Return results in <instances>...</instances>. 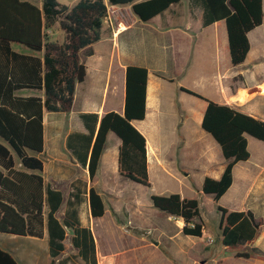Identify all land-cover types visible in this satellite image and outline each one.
Masks as SVG:
<instances>
[{
    "label": "trees",
    "instance_id": "1",
    "mask_svg": "<svg viewBox=\"0 0 264 264\" xmlns=\"http://www.w3.org/2000/svg\"><path fill=\"white\" fill-rule=\"evenodd\" d=\"M180 1L79 0L70 7L58 0H43L41 6L28 0H0V137L4 140L0 141V165L4 168L0 170V232L37 237L46 233L53 259L66 250L65 241L71 232L72 244L86 264H98L95 238L90 227L81 222L79 205L83 193H88L91 215L102 217L106 212L102 194L94 185L89 190L85 185V191L75 188L64 214L59 216L65 201L64 191L45 180L44 162L31 152L44 150V112L72 111L76 85L87 76L81 52L102 39L108 4H131L133 12L147 22ZM191 1L203 6L204 25L225 21L231 63L241 65L251 49L249 31L263 23V0ZM57 22L64 33L63 41L51 39L49 33ZM11 43L42 52V58L15 52ZM147 80V68L127 66L124 113L80 114L88 134L71 136L69 145L81 165L88 168L91 182L96 180L108 134L114 132L121 140L119 174L151 187L147 140L132 123L145 118ZM23 87L42 90L43 96L15 94ZM181 89L207 102L201 127L221 146L226 159L221 177L206 176L201 188L203 193L212 195L221 213L219 242L227 249L236 250L239 257L260 258L264 254L252 244L264 228V217L256 216L251 209L229 210L219 204V199L233 183L235 164L250 157L247 134L264 142V121L189 88ZM15 154L21 169L16 168ZM150 198L166 215L182 219L184 235L203 236L206 225L198 198L180 193H151ZM0 264L20 263L0 246Z\"/></svg>",
    "mask_w": 264,
    "mask_h": 264
},
{
    "label": "crops",
    "instance_id": "2",
    "mask_svg": "<svg viewBox=\"0 0 264 264\" xmlns=\"http://www.w3.org/2000/svg\"><path fill=\"white\" fill-rule=\"evenodd\" d=\"M28 1L41 6L43 0ZM78 1L79 0H72L70 3H66V5L72 7ZM105 1L107 2V0ZM108 10L110 13L111 10H113L114 13L117 12L114 14V19L112 18L113 32L111 34H104L100 41L82 50L81 57L82 61L87 66V76L83 82L77 83L76 85L72 111L69 113L44 112V150L39 154L45 155L46 158L48 157L51 172L47 170V161L43 159L41 155L37 156L44 162L42 175L47 182H50L53 186L59 187L64 191V189L61 186H57L56 183L67 180L74 171H78L82 168L83 179L86 182H83L82 179H78L81 180L79 181L80 184L76 182L72 189L74 191L75 188L80 187L81 190L85 191V185H87L88 190L91 185L96 187L98 179L104 180L107 187H113L114 181L110 178L112 176L111 173H116L121 176L118 170L119 145L121 140L114 132H109L108 134L107 147L101 156L96 177L97 181L95 180L94 182L90 180L88 168L83 167L73 153V149L69 145V138L75 135L88 134V130L80 118L81 113L95 112L100 116L108 111H116L121 114L124 113L126 70L129 65L142 66L148 69L146 115L144 119H136L133 120L132 123L143 133L147 140L149 176L152 175V172L158 170H171L172 165L176 164L177 161L185 160V158L188 157L187 155L189 154L186 153V150H188L187 147L184 149L180 148L182 153L176 148V144L180 145L182 143L180 135H178V131H176L175 127V121L180 114L177 98L179 91H186L181 89V87L184 86L179 83L177 85L181 69L179 68V63H174L171 60L173 57L171 49L175 50L176 57L180 54L183 56L186 54L187 56L190 51L201 54L206 53V58L212 56L214 68L211 73H214V75L211 80H213L215 85V99L207 98L221 104H228L241 112L264 121V36L256 32L263 23L248 33L251 49L245 61L239 66H233L231 63L225 21L204 25V8L201 4L193 3L191 0H181L179 3L171 5L167 10L154 16L147 22L142 21L133 12L131 4H108ZM141 23H156V29L152 35L157 37L158 40L161 38L162 45L165 47L167 53H164L165 51L163 52L161 49H157L153 57L155 58L167 54L170 58L169 62L157 63L145 59L138 60L122 54L121 46L124 34L132 30L135 25ZM52 32L53 29L49 30V33ZM11 44L15 52L42 58V52L34 51L24 44ZM89 50H92V53H89ZM159 50L162 52L161 55L159 54ZM10 58H12V56H10ZM10 66H12V62ZM176 67H178L179 71H175ZM89 79H92V81H90L87 86L81 85L82 88L79 90V84L86 83ZM15 94L18 96H43V91L30 87H23L17 89ZM206 105L207 102L205 101L202 109L203 112L197 117L198 123L200 124L203 120ZM191 116L192 113L186 114L184 120L191 121ZM67 118V131L62 135L61 132L65 129V120ZM205 132L201 133V136L205 138L206 146L202 148L200 159L201 167L204 171V179L206 176L218 179L225 169L226 159L223 155L221 146L209 133L208 134L213 140L207 136ZM169 133L173 135V139L175 140L171 143L167 141L170 137L168 135ZM115 136L116 138L112 139V137ZM181 138L183 140L187 139L185 136ZM111 139L115 145L113 152L111 151L112 157L109 159L108 166L102 170L108 149H111ZM247 140L250 157L247 160H242L235 164L233 168V183L219 199V202L226 195H229L236 198L242 206L244 205V207L237 208L236 210L242 211L251 209L256 216L264 217V142L249 134H247ZM0 141L4 140L0 137ZM252 146L261 152L255 153ZM0 170H4L1 165ZM100 193L102 194V191H100ZM84 199L86 200L91 218L90 224L83 220L81 213L79 216L83 226L90 227L92 230L96 248H98L96 229L92 227V221L95 218L90 212L88 193H83V200ZM67 200L65 195V201L61 209L66 206ZM233 202H235V200H233ZM170 217L173 218L174 216ZM22 237L38 239L45 243L46 248L48 246L49 257L46 261L47 264L48 260L51 258L47 234L45 233L43 237L30 235ZM0 246L14 254L9 248L1 244ZM252 246L258 248L260 252L264 254V228ZM255 259L260 264H264V259Z\"/></svg>",
    "mask_w": 264,
    "mask_h": 264
},
{
    "label": "rangeland",
    "instance_id": "3",
    "mask_svg": "<svg viewBox=\"0 0 264 264\" xmlns=\"http://www.w3.org/2000/svg\"><path fill=\"white\" fill-rule=\"evenodd\" d=\"M58 1L68 4L72 0ZM116 13L111 10V13L107 16L103 35L113 32L112 18ZM155 29L156 23L135 25L122 38V54L138 60L145 59L157 63L169 62L168 55H161L160 50L159 54L161 56L153 57L157 49L167 53L162 45L161 38L158 40L157 37L152 35ZM256 32L264 36V21ZM51 39L64 40V33L60 29L59 22L53 28ZM171 51L173 56L171 60L174 63H179L181 69L177 85L179 83L204 97L215 99V85L211 80L214 75V73H211L214 68L213 57L208 56L209 58H206V53L201 54L192 51L187 56L186 54L185 56L180 54L176 57L175 50L171 49ZM177 70L178 67L175 71ZM90 81L92 79L79 84L78 89L82 88L81 85L87 86ZM204 102L205 100L202 98L179 91L177 103L180 107V114L175 121V127L182 143L180 145L176 144V148L182 153L181 149L187 147L186 153L189 155L185 160L177 161L176 164L172 165L171 170L152 172L150 176L151 187L121 177L116 173H111L112 176L110 177L114 181L113 187H107L104 180L98 179L96 187L99 191H102L106 203L105 215L92 221V227L96 229L98 240V248H96L98 264H260L255 258L239 257L236 255V250L227 249L221 245L219 242L221 213L218 211L212 195L205 194L201 190L204 171L200 159L202 148L206 144L205 138L201 136V133L205 131L198 123L197 117L203 112ZM188 113H192L191 121L184 120L185 115ZM67 126L68 118L65 120V129L61 132L62 135L67 131ZM205 134L212 138L208 133L205 132ZM168 135L170 137L167 141L171 143L174 140L173 135L171 133ZM184 136L187 138L186 140L181 138ZM113 138H116V136ZM112 139L111 149H108L102 170L108 166L109 159L112 157L115 146ZM252 149L255 153L261 152L255 149L254 146H252ZM31 153L41 155L47 161V170L51 172L48 157L46 158L45 155L36 152ZM15 158L16 168H23L16 154ZM78 179L86 182L83 179L82 168L74 171L67 180L56 183L57 186L64 189L66 199L73 192L72 187L75 183L80 184L79 181L81 180ZM151 193H180L184 197L198 198L206 225L203 236L196 238L184 235L181 232V227L184 224L182 219L172 218L155 207L150 198ZM219 204L234 210L244 207L236 198L229 195H226ZM65 207L59 212V216H62ZM80 213L83 220L90 224L91 218L85 199L79 206ZM72 236V233L69 232L65 241L66 250L57 258L53 259L51 257L47 264H63L62 262H66V264H86L78 248L72 244ZM0 244L9 248L20 264H46L49 257L48 246L46 248L45 243L38 239L0 232ZM260 258L264 259V256Z\"/></svg>",
    "mask_w": 264,
    "mask_h": 264
},
{
    "label": "built area",
    "instance_id": "4",
    "mask_svg": "<svg viewBox=\"0 0 264 264\" xmlns=\"http://www.w3.org/2000/svg\"><path fill=\"white\" fill-rule=\"evenodd\" d=\"M109 13H110V12H109V10H108V15H109Z\"/></svg>",
    "mask_w": 264,
    "mask_h": 264
}]
</instances>
